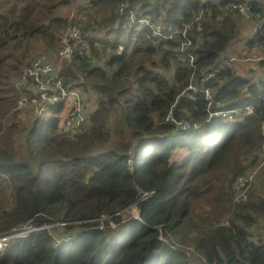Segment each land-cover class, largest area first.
Returning a JSON list of instances; mask_svg holds the SVG:
<instances>
[{
	"label": "trees",
	"instance_id": "1",
	"mask_svg": "<svg viewBox=\"0 0 264 264\" xmlns=\"http://www.w3.org/2000/svg\"><path fill=\"white\" fill-rule=\"evenodd\" d=\"M233 1L0 0V238L38 227L4 239L0 264H264L262 235L252 230L264 219V166L245 200L228 191L264 147V69L257 83L226 60L241 36V15L226 9ZM248 1L254 18L264 16V1ZM197 15L194 68L178 51L180 36L157 40L132 21L146 17L167 30ZM73 23L88 49L61 78L91 92L95 108L75 130L57 117L20 121L13 81ZM255 43L264 44V33L247 38ZM221 60L206 85L223 107L254 111L207 124L203 93L187 86ZM181 119L202 125L178 134ZM179 150L182 159H172ZM132 203L139 219L115 228L93 220Z\"/></svg>",
	"mask_w": 264,
	"mask_h": 264
},
{
	"label": "built area",
	"instance_id": "2",
	"mask_svg": "<svg viewBox=\"0 0 264 264\" xmlns=\"http://www.w3.org/2000/svg\"><path fill=\"white\" fill-rule=\"evenodd\" d=\"M226 9L238 12L241 15L242 21H250L252 23L250 29L252 35L259 32L264 33V16H256L254 18L252 16V6L248 0H234L228 8L226 6ZM72 14L70 17H72ZM199 19L200 16L197 15L181 28L175 27L164 30L160 23L152 22L149 18L132 16V21L136 22L137 25L152 30L157 40L172 39L180 36L181 42L178 45V51L181 56L188 60L192 68L195 67L193 63L194 54L191 51L194 41L190 34L193 31L199 32L202 29L200 25H197ZM88 43V37L82 34L80 28L75 23L69 25L62 34L59 46L52 52L42 53L36 56L31 64L23 68L21 75L13 81V89L19 94L14 107L15 111L19 113L32 109L33 119L45 122L57 117L60 125L65 130L80 128L86 120L88 113L85 112V106L81 96L82 88L65 86L61 78V73L73 62L75 55L83 56L87 52ZM226 60L229 63L237 60V58L228 53ZM226 60H221L219 65L212 71L202 73L196 84L189 83L187 86L188 91L193 93L200 91L203 93L207 101V116L204 119V122L207 124L214 118L238 122L254 111L251 105L223 107L214 97V93L210 87L206 85V82L210 81V79L214 78L220 72ZM245 60L247 61V59ZM248 60L257 64L264 62V52L254 58H248ZM184 92L187 93L186 91ZM261 101V104H264V91L261 95ZM174 123L176 125L175 131H178V134L187 130H198L202 125V122L197 123L196 121H187L186 119H181ZM263 166L264 147L259 152L255 164L250 166L244 173L238 175L230 186L228 191L233 194L234 202L247 198V194L249 193L248 186ZM50 225L47 224L49 227ZM105 226L112 227L111 222L109 221L105 224L102 221L99 228ZM34 229H38V227L26 226L20 230L12 231L11 234H7L0 239L4 240L10 237L24 236ZM69 237L67 235L65 236V238ZM161 237L159 235L158 239ZM59 242L60 238H56L55 243ZM261 243L264 246V234L261 237Z\"/></svg>",
	"mask_w": 264,
	"mask_h": 264
},
{
	"label": "rangeland",
	"instance_id": "3",
	"mask_svg": "<svg viewBox=\"0 0 264 264\" xmlns=\"http://www.w3.org/2000/svg\"><path fill=\"white\" fill-rule=\"evenodd\" d=\"M262 1H264V0H262ZM78 12H80V11H78ZM238 27L240 29L241 36H239V38L234 41L231 48L229 49L232 51V54L237 58V60H235V63H237V65H236L237 74L243 78L249 79L250 81L258 82L260 75H261L259 72L261 70L260 64L251 62L249 60L246 61L245 59L254 58V57L260 55L261 53H263L264 52V44L259 45V44L255 43L252 47H248L246 45L247 38L242 37V36L245 35V32H247L248 29H251L252 23L250 21H242L239 18ZM243 50L245 53L243 52ZM82 93H81V96H82V100H83V103L85 106V112L86 113L88 112V114H89V112L93 108H95V103L89 99V98H93V96H92L91 92H89V93L82 92ZM17 118H19L20 121H23V122H27V123L32 122L34 120L32 117V109H29L26 112L22 111V112L17 113ZM235 122H237V121H233L232 123H235ZM173 138H175V137H173ZM184 154H185V150L173 151L172 159L181 160L182 157L184 156ZM248 187L250 188V186H248ZM248 187H247V189H248ZM114 218H119V221H116ZM130 218L139 219L138 210L135 207L134 203H132L128 206H125L121 209H118L110 215H101L98 218H93V220L97 219L99 221V224L102 221H103V223H105V221H107V222L110 221L111 226H112L111 228H115V227L119 226L120 224L126 222ZM85 221H89V219H85ZM50 226H52V225H50ZM252 230H253V234L256 235L254 238H259L261 235L263 236V234H264V219L260 220L258 222V224L256 225V227L253 228ZM256 232H257V234H256ZM258 235H260V236H258ZM160 239H163V236ZM4 244L5 243H4L3 239L2 240L0 239V253L3 250Z\"/></svg>",
	"mask_w": 264,
	"mask_h": 264
},
{
	"label": "crops",
	"instance_id": "4",
	"mask_svg": "<svg viewBox=\"0 0 264 264\" xmlns=\"http://www.w3.org/2000/svg\"><path fill=\"white\" fill-rule=\"evenodd\" d=\"M250 35H251V33H250V29H248V31L247 32H245V35H243L244 37H246V38H249L250 37ZM243 52H244V50H243ZM230 54H232V51L230 50V52H229ZM245 53V52H244ZM233 55V54H232ZM244 59V58H243ZM247 61H248V59H247ZM250 61V60H249ZM252 62V61H251ZM250 66V65H249ZM263 69L264 68H262L261 67V70L259 71L260 72V74H262V72H263ZM260 82V80L257 82V83H259Z\"/></svg>",
	"mask_w": 264,
	"mask_h": 264
},
{
	"label": "clouds",
	"instance_id": "5",
	"mask_svg": "<svg viewBox=\"0 0 264 264\" xmlns=\"http://www.w3.org/2000/svg\"><path fill=\"white\" fill-rule=\"evenodd\" d=\"M230 52V51H229ZM230 54V53H229Z\"/></svg>",
	"mask_w": 264,
	"mask_h": 264
}]
</instances>
